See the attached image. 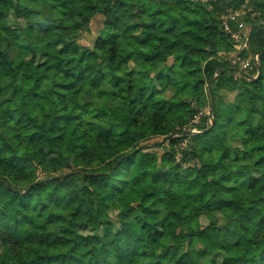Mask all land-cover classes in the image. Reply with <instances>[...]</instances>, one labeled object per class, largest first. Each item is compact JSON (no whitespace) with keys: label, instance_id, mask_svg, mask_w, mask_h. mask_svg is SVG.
<instances>
[{"label":"trees","instance_id":"1","mask_svg":"<svg viewBox=\"0 0 264 264\" xmlns=\"http://www.w3.org/2000/svg\"><path fill=\"white\" fill-rule=\"evenodd\" d=\"M0 264H264V0H0Z\"/></svg>","mask_w":264,"mask_h":264},{"label":"built area","instance_id":"2","mask_svg":"<svg viewBox=\"0 0 264 264\" xmlns=\"http://www.w3.org/2000/svg\"><path fill=\"white\" fill-rule=\"evenodd\" d=\"M208 2L210 0H204ZM246 14L245 11H231L227 13L223 18V28L229 33L233 41L238 45V53L232 57L234 63H240L243 65L251 66V63L255 66L260 65L259 55H250V57H243L244 52L249 50V41L251 34V27L242 20V17Z\"/></svg>","mask_w":264,"mask_h":264},{"label":"rangeland","instance_id":"3","mask_svg":"<svg viewBox=\"0 0 264 264\" xmlns=\"http://www.w3.org/2000/svg\"><path fill=\"white\" fill-rule=\"evenodd\" d=\"M202 2H205L204 0H201ZM242 9H244V8H242ZM242 9H240L239 11H244V10H242ZM100 20H101V18H99L96 22H94V24H93V27H92V29H93V31L94 32H96L97 30H98V28H99V26H100ZM92 36L93 35H89V34H86L85 36H84V39H83V42L84 43H88V42H90L91 40H92ZM237 47H239L238 45H237ZM236 52H234L233 53V56L235 55V54H237L238 53V48H236ZM248 54V58L250 57V55H251V53H247ZM232 56V57H233ZM232 57H230L229 58V61L231 62V63H233L234 65H237L239 68H240V70H246V71H251V70H253L254 69V67H255V65L254 64H252L251 63V66H247V65H243V64H240V63H234L233 61H232ZM244 57V56H243ZM245 58V57H244ZM259 73V72H258ZM258 76V75H257ZM198 120V119H197Z\"/></svg>","mask_w":264,"mask_h":264},{"label":"water","instance_id":"4","mask_svg":"<svg viewBox=\"0 0 264 264\" xmlns=\"http://www.w3.org/2000/svg\"><path fill=\"white\" fill-rule=\"evenodd\" d=\"M261 73H262V65L260 64V65H259V74H258V77H256L255 79L259 78V76L261 75ZM246 76L249 77V75H246ZM171 138H173V136H170V137L165 138L163 141L159 142V144H162V143L166 142L167 140H169V139H171ZM154 144H155V143H148V144H145V145H143V146L141 147V149L151 147V146H153Z\"/></svg>","mask_w":264,"mask_h":264}]
</instances>
